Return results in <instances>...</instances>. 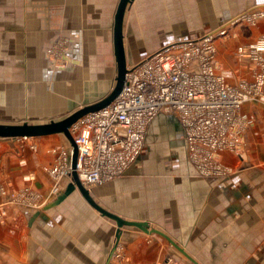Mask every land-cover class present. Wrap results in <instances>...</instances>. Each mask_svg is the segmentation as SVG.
I'll use <instances>...</instances> for the list:
<instances>
[{"label":"crops","instance_id":"1","mask_svg":"<svg viewBox=\"0 0 264 264\" xmlns=\"http://www.w3.org/2000/svg\"><path fill=\"white\" fill-rule=\"evenodd\" d=\"M134 1L125 13L128 64L165 45L141 47L138 58H131L127 12ZM196 1L200 7L206 4ZM118 3L0 0V121L60 118L107 95L116 73L114 78L104 75V59L115 58L112 28ZM223 3L232 6L228 11L236 16L264 8V0ZM223 3L213 0L219 20ZM205 28L186 35L173 30L164 39L200 37ZM234 29L235 36L216 40L221 70L233 85L252 77L255 63L238 55L236 47L264 32V17ZM64 37L74 38L69 49L74 64L58 68L48 50L54 39ZM243 112L250 124L243 130L240 150L223 153V162L232 167L227 173L200 174L187 152L166 170H154L155 161H146L143 154L151 126L164 120L181 124L176 115L159 112L147 130L142 153L123 174L100 183L83 182L103 206L164 230L191 255L158 231L123 224L109 264H164L168 259L172 264H264V102L249 99ZM176 134L185 147L181 125ZM57 144L72 152L63 132L0 136V264H106L116 238L114 218L99 212L78 187L47 206L72 179L71 173L59 178V190L50 194L54 179L46 167L58 156L50 149Z\"/></svg>","mask_w":264,"mask_h":264},{"label":"built area","instance_id":"2","mask_svg":"<svg viewBox=\"0 0 264 264\" xmlns=\"http://www.w3.org/2000/svg\"><path fill=\"white\" fill-rule=\"evenodd\" d=\"M262 17L263 7L248 9L200 37L171 40L128 64L125 82L112 101L70 125L81 181L100 183L123 174L142 153L148 127L159 112L179 119L189 160L200 174L231 171L222 158L227 150H240L243 130L250 124L243 103L264 102V32L236 47V53L250 57L255 67L249 80L234 85L221 70L215 40L230 24L256 23ZM63 45V38L50 45L48 52L55 60L64 61ZM65 53L68 56V48ZM52 151L58 156L46 167L55 183L50 194L59 190L58 179L73 168L69 148L53 146Z\"/></svg>","mask_w":264,"mask_h":264},{"label":"rangeland","instance_id":"3","mask_svg":"<svg viewBox=\"0 0 264 264\" xmlns=\"http://www.w3.org/2000/svg\"><path fill=\"white\" fill-rule=\"evenodd\" d=\"M205 2L206 4L200 7L196 0H135L132 7L127 12V39L128 45L132 47L133 52L131 58H138L136 56L137 51L139 48L141 49V47H148L151 49V47L153 48L171 42V40L164 38L173 30L186 35L191 31H201L203 27H206L208 28V30H206L208 32L217 29V27L220 26V23L229 22L236 17V14H231V12H229L232 6L229 9V7L226 6V3H223L224 0H222V19L219 20V18H215L214 16L213 0H206ZM150 4H152V9L149 8ZM202 9L206 12L205 15L202 14ZM144 20L146 21V24H143ZM238 23L247 24L248 21H239L230 24L228 32L223 35H218L216 40L218 37L235 36L236 31L234 26ZM63 39V60L65 62L55 60L54 57L48 53L50 61L58 68L74 64V62L70 60L69 53L68 56L65 53L66 49L68 48L69 51L71 45L74 43V38L64 37ZM52 42H54V40ZM114 59V56H112L111 60L113 63H111L112 61L109 62V60L104 59L107 64V73H104L106 77H115L114 74L117 70L116 61ZM111 70L112 75L109 76ZM180 125L181 124L177 122H166L164 120L151 126V131L147 137V143L143 154L145 155L146 161H155L153 162L154 165L152 164V167H157L158 169L154 170H166L168 165H171V163L174 165L178 158L184 157V152H187L188 154L186 144L185 147H183L184 143L182 136L176 134V130L180 132ZM57 145L62 146L60 144ZM52 148L53 146H51L50 149L52 150ZM95 196L97 197V193H95Z\"/></svg>","mask_w":264,"mask_h":264},{"label":"water","instance_id":"4","mask_svg":"<svg viewBox=\"0 0 264 264\" xmlns=\"http://www.w3.org/2000/svg\"><path fill=\"white\" fill-rule=\"evenodd\" d=\"M133 0H119L117 5L116 11L114 13V23H113V45L115 49V60L117 62V71H116V80L114 85L112 86L111 91L103 96L102 98L97 99V101L82 104L81 107L72 110L71 112L67 113V115L60 117V118H52L47 121H37L32 122L28 120L22 121H0V136H37L43 134H51L53 132H63L66 137L69 138L72 144V179L69 181V184L65 189L60 191L54 198L55 200L50 202L47 206L55 205V203L60 202L67 196L74 188L78 187L84 197L88 199V201L99 211L103 212L104 214L114 218L117 223L116 229V238L115 243L112 246L108 256L106 264H109L113 254L115 253L118 245V239L121 233V225L123 224H135L144 230H154L158 231L161 234H164L169 240H171L177 247H179L184 253L189 255L185 249L177 244L175 240H173L164 230H160L157 227L149 228L148 222L144 220H136V219H126L122 215L117 212H113L99 203L95 197L90 192V189L83 183L79 177L76 161H77V143L73 134L70 129V125L75 121L78 117L82 116V114L91 111L97 110V108L102 107L109 102L121 91V88L125 82L126 78V71L128 68V59H127V52H126V45H124V24L126 18V11ZM191 257V255H189Z\"/></svg>","mask_w":264,"mask_h":264}]
</instances>
